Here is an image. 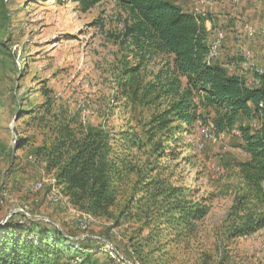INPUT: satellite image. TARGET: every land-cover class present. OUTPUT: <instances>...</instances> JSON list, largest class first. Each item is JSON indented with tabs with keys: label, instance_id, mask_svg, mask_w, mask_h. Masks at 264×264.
Segmentation results:
<instances>
[{
	"label": "trees",
	"instance_id": "obj_1",
	"mask_svg": "<svg viewBox=\"0 0 264 264\" xmlns=\"http://www.w3.org/2000/svg\"><path fill=\"white\" fill-rule=\"evenodd\" d=\"M70 1L85 13L103 0ZM115 2L125 16L126 55L117 75L122 104L110 114L120 111L124 125L115 129L107 120L91 125L74 117L57 119L47 94L36 113L27 115L33 123L55 121L45 123L49 137L35 154L45 161L62 198L76 212L113 221L115 228L139 223V237L146 235L133 256L146 264L144 248L179 244L209 213L206 201H196L195 192L175 179L181 164L190 166L196 158L187 155L192 143L184 136L209 123L215 135H229L238 119L259 120L264 75L255 77L258 85H248L217 61L207 65L205 20L170 0ZM238 132L246 159L229 164L235 180L229 238L264 230V124ZM45 226L13 215L0 226V264H68L76 257L79 264H92L94 249L87 248L91 255H73L72 243Z\"/></svg>",
	"mask_w": 264,
	"mask_h": 264
},
{
	"label": "rangeland",
	"instance_id": "obj_2",
	"mask_svg": "<svg viewBox=\"0 0 264 264\" xmlns=\"http://www.w3.org/2000/svg\"><path fill=\"white\" fill-rule=\"evenodd\" d=\"M232 1L212 0L220 10L216 28L225 35L220 58L235 67L249 52L258 64L264 56V0H257L255 7L251 0H237L236 9ZM124 21L115 0H103L85 13L70 0H0V189L7 192L0 204V223L9 212L26 207L28 219L57 229L72 243L73 255H91L87 248L94 249L92 264H121L107 250L100 251L107 249L106 244L123 259L139 264L133 248L146 232L139 237L140 224L135 221L115 228L105 219L80 232L75 210L65 201L49 202L53 175L46 173L45 161L35 153L49 137L45 123L52 126L55 121L33 123L27 114L36 113L47 94L51 115L57 119L74 117L91 125L107 120L115 129L123 126L125 115L110 111L122 104L117 75L126 55L121 43ZM246 26L254 37H248ZM242 73L253 85L252 74ZM261 124L264 120L238 119L231 134L215 135V143L204 139L199 127L190 137L184 136L192 143L187 155L195 153L196 158L190 166L181 164L175 179L195 192L196 201L204 199L209 213L196 223L193 236L179 244L144 248L141 257L146 264H264V230L246 237L228 236L235 184L229 164L246 159L238 130ZM35 182L43 183V188L30 193Z\"/></svg>",
	"mask_w": 264,
	"mask_h": 264
},
{
	"label": "built area",
	"instance_id": "obj_3",
	"mask_svg": "<svg viewBox=\"0 0 264 264\" xmlns=\"http://www.w3.org/2000/svg\"><path fill=\"white\" fill-rule=\"evenodd\" d=\"M190 4L192 5L191 8V14L195 17H199L201 19H206L208 17V11L210 10V8L213 5L212 0H189ZM247 29V35L249 38L254 37V33L252 31V29H250L248 26H246ZM225 40V35L222 31H215L211 37V39L208 41V52H207V56H206V64L207 65H211L212 63H214L215 61H218L221 57V49L223 46ZM264 43V42H263ZM254 57L252 54H250L249 52H246L240 63H239V68L240 71H245L248 72L250 74H252V76L255 78H258L260 76L264 75V56L262 58V60L258 63L255 64L254 62ZM241 72V73H242ZM254 80V85H258V81ZM258 113H259V120L263 121V117H264V100L261 101L258 104ZM201 136L206 139L207 141L211 142V143H215L216 141V136L213 132V124L209 123L207 127H204L203 129H201ZM43 188V183L41 182H35L34 184L31 185L30 187V193H37L39 191H41ZM7 197V192L4 190V188L2 187L0 189V204L2 203L3 200H5ZM49 202H51L52 204H58L59 202L65 201V199L62 198L59 189L55 188L53 186L49 198H48ZM66 202V201H65ZM27 208L25 207V209H20L17 214H21L23 216L27 217ZM78 213V212H77ZM79 217L76 218V225L77 228L80 232H85L88 230V228L90 227L91 224L95 223L96 219L92 218L91 216L87 215V214H83V213H78ZM107 245V246H106ZM105 248L107 249H103V247L100 248V251H108V254L110 256H112L113 258L115 257L116 260L118 262H120L121 264H132L129 261L123 259L119 254H116L114 252V250L112 249L111 245L106 244ZM91 252V251H90ZM81 262V259L76 257L73 260H70L68 264H79Z\"/></svg>",
	"mask_w": 264,
	"mask_h": 264
},
{
	"label": "crops",
	"instance_id": "obj_4",
	"mask_svg": "<svg viewBox=\"0 0 264 264\" xmlns=\"http://www.w3.org/2000/svg\"><path fill=\"white\" fill-rule=\"evenodd\" d=\"M172 2H174L177 6H179L184 12L186 13H191V8L192 5L189 3V1L187 0H170ZM228 2V0H226ZM234 4V8H238V1L237 0H233L232 1ZM256 2L257 0H251L250 1V5L252 7L256 6ZM219 7L217 5V3L213 2L212 7L210 8V10L208 11V17L205 20V28L206 31L208 32V39L207 42L211 39L213 33L215 31H219V29H217L216 25H218V21L216 18H218L219 20ZM218 14V15H217ZM224 49H225V44L223 45ZM220 60V61H219ZM217 62L220 63L221 65H223L224 68L227 69L228 72L233 73L235 75L238 76H242L244 78V80H246V76L243 75V73H241L240 68H239V64H237L235 67L232 66L233 62L232 61H228L227 59H224V61L220 58ZM245 76V77H244ZM247 83V82H246ZM249 85V84H248Z\"/></svg>",
	"mask_w": 264,
	"mask_h": 264
},
{
	"label": "water",
	"instance_id": "obj_5",
	"mask_svg": "<svg viewBox=\"0 0 264 264\" xmlns=\"http://www.w3.org/2000/svg\"><path fill=\"white\" fill-rule=\"evenodd\" d=\"M17 214V212H15V211H11V212H9L7 215H6V217H5V219L0 223V226H3V225H5L7 222H8V220L13 216V215H16ZM39 219H41V218H39ZM49 223V222H48ZM50 225H52V226H54L53 224H51V223H49ZM54 227H56V226H54ZM57 228V227H56ZM112 247V246H111ZM112 249L114 250V252L116 253V254H118L117 253V251L112 247Z\"/></svg>",
	"mask_w": 264,
	"mask_h": 264
}]
</instances>
